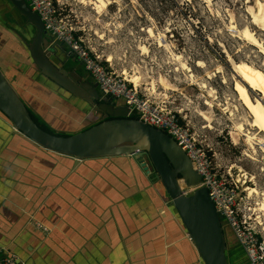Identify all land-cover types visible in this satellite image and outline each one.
<instances>
[{
    "label": "crops",
    "instance_id": "crops-1",
    "mask_svg": "<svg viewBox=\"0 0 264 264\" xmlns=\"http://www.w3.org/2000/svg\"><path fill=\"white\" fill-rule=\"evenodd\" d=\"M59 46L65 58L68 49ZM12 63L0 58L11 83L19 75ZM78 64L83 71L68 63L82 79L92 80ZM33 109L58 133L76 131L91 120L88 108L56 89L35 95ZM153 185L131 156L74 163L72 156L13 132L0 112V244L25 264H202L179 219L160 198L162 187L158 191Z\"/></svg>",
    "mask_w": 264,
    "mask_h": 264
},
{
    "label": "rangeland",
    "instance_id": "rangeland-1",
    "mask_svg": "<svg viewBox=\"0 0 264 264\" xmlns=\"http://www.w3.org/2000/svg\"><path fill=\"white\" fill-rule=\"evenodd\" d=\"M62 1L67 20L105 63L104 57L111 55L108 62L113 70L126 77L138 74L139 82L133 81L137 86L150 95L168 99L197 137L209 143L212 161L228 168L238 179L239 187L244 188L242 194L249 188L257 189V193L248 192L245 205L249 206L250 219L264 231V145L248 140L254 127L248 125L246 110L236 99L233 71L226 58L228 53L236 64L247 60L261 68L257 48L239 35L247 25L264 44V29L251 22L247 9L254 0ZM1 3L6 7L0 13V23L4 14L18 27L15 29L19 34L24 25L27 31L24 18L6 0ZM66 61L83 71L77 60ZM159 76L176 89L162 87L157 82ZM250 93L252 97L258 95L256 91ZM202 111L208 113V121L200 115ZM238 122L243 126L236 127ZM153 189L161 191L159 181ZM160 198L165 199V193ZM224 229L230 243L229 262L247 264L242 249L233 244L232 232L227 226Z\"/></svg>",
    "mask_w": 264,
    "mask_h": 264
},
{
    "label": "water",
    "instance_id": "water-1",
    "mask_svg": "<svg viewBox=\"0 0 264 264\" xmlns=\"http://www.w3.org/2000/svg\"><path fill=\"white\" fill-rule=\"evenodd\" d=\"M8 2L33 28L27 49L38 74L65 97L84 101L98 118L86 127L65 134L46 130L31 117L0 69V112L11 124V130L45 149L72 156L74 163L86 157H133L141 171L150 176L151 183L161 184L166 206L179 219L201 263L228 264L226 231L205 186H195L186 193L182 190L184 186L196 184L200 176L175 140L164 130L129 114L126 105L112 96H101L94 80H84L74 68L61 66L63 60L58 53L62 48L49 43L38 14L25 0ZM52 56L59 58V65ZM142 154L146 155L149 166L142 161Z\"/></svg>",
    "mask_w": 264,
    "mask_h": 264
},
{
    "label": "built area",
    "instance_id": "built-area-1",
    "mask_svg": "<svg viewBox=\"0 0 264 264\" xmlns=\"http://www.w3.org/2000/svg\"><path fill=\"white\" fill-rule=\"evenodd\" d=\"M28 7L35 11L47 34L49 43L64 45L74 54L83 68L96 83L99 94H108L114 100H121L129 114L141 121L158 127L168 133L184 151L192 167L200 176L191 186H184L187 192L198 185H204L215 210L221 216L222 225L227 226L233 237L245 253L247 264H264V231L250 219L248 191L241 192L237 178H233L229 169H223L212 161L209 143L199 139L184 115L171 106L165 98L150 95L125 75L117 73L110 63L102 60L101 54L87 41L66 18V5L62 0H25ZM149 166L145 154L141 156ZM41 229L46 227L35 223ZM0 264H25L24 260L6 245L0 244Z\"/></svg>",
    "mask_w": 264,
    "mask_h": 264
},
{
    "label": "bare ground",
    "instance_id": "bare-ground-1",
    "mask_svg": "<svg viewBox=\"0 0 264 264\" xmlns=\"http://www.w3.org/2000/svg\"><path fill=\"white\" fill-rule=\"evenodd\" d=\"M247 9L250 13L251 22L257 24L261 29H264V0H254L252 6L247 5ZM230 21L232 23L234 22L232 19ZM239 35L246 39L250 44L254 45L261 55L260 68L252 66L247 60V62L242 61L241 63L236 64L231 56L226 53L227 61H229L233 71L231 79L233 80V91L236 94V99L239 100L246 110L247 119L249 118L248 125L254 127L253 130L251 129L252 131H249L250 129L248 130V140L256 144L258 143L259 145L261 144L262 146L264 145V70H262V68H264V44L247 25H244L241 28ZM111 58L112 56L108 55L105 59L110 60ZM122 71L126 72V70ZM128 78L135 83L139 82L138 74H129ZM151 82V84L154 85V82ZM157 82H159L162 87L169 88L172 86L171 84L169 86V82L163 76H159ZM201 85L204 86L203 84ZM172 88L175 87L172 86ZM251 91H256L259 96L256 95L252 97L250 93ZM208 94H210L209 91ZM200 115L208 121L209 115L206 111L200 112ZM237 126L242 127L243 125H241V122H238L236 124V127ZM179 183L181 186L183 185L181 181H179ZM249 190L257 193L256 188H249Z\"/></svg>",
    "mask_w": 264,
    "mask_h": 264
},
{
    "label": "trees",
    "instance_id": "trees-1",
    "mask_svg": "<svg viewBox=\"0 0 264 264\" xmlns=\"http://www.w3.org/2000/svg\"><path fill=\"white\" fill-rule=\"evenodd\" d=\"M6 1L8 2V0H6ZM9 5H10V3H9ZM5 7L6 6H4L3 3L0 4V13L3 12V9H5ZM10 7H12V6L10 5ZM6 9L11 11L8 7ZM15 28H18V27H16V26L14 27V23H12V21H10V17L7 18L3 14L2 15V22L0 23V58L2 56L8 57V59H10V61L13 62L12 64H16L18 66L17 68H19V75H18L16 81H14L12 83L10 82V83L13 85L15 90L18 92V94H19L21 100L23 101V103L25 104L29 114L36 121V123L39 124L44 129L52 132L54 130L47 123L42 121L40 116L37 115V113L34 111L33 104H34L35 95H38V94L42 95L44 90L46 91L48 89H51L52 91H55V89L51 85H49L40 74H38V72H37V70H36V68H35V66H34V64H33L32 60L29 56L28 49H27V42L29 41V36H31V34H32V32H31L33 30L32 26L30 24L26 23L27 31L25 30V25H24L23 26L24 31L23 30H22L23 32L20 31L21 32L20 34ZM29 31H30V33H28ZM20 35L23 37H21ZM19 50H21V51H19ZM68 52H69V54H66L65 58H64V55L61 54V52H59V58H61L63 60V62H65L67 64V67H68V63H69L68 61H66L67 58H70V60H74V61L77 60V58L74 56V54H72L69 50H68ZM51 58L56 63L60 62L58 57L52 56ZM1 70L3 71V69H1ZM24 87H27L31 91L32 94L25 91ZM40 92H42V93H40ZM59 95L63 98L72 100V102L79 103L82 106L84 105V108L87 109V104L84 101L75 100V99L65 97L61 93H59ZM39 105H40V102H39ZM131 115L134 116V114H131ZM89 118L91 120H87V122L84 125H82L81 128L88 126L89 124L93 123L96 120V116H94L92 113L90 114ZM81 128H79V129H81ZM60 134H65V133H60ZM224 226L225 225H223V227ZM227 233L230 234L229 231ZM231 235H232V233H231ZM233 244H236V246L240 247V245L238 244V242L236 240H235V242H233ZM226 253H227V249H226ZM246 262H247V259H246Z\"/></svg>",
    "mask_w": 264,
    "mask_h": 264
},
{
    "label": "flooded vegetation",
    "instance_id": "flooded-vegetation-1",
    "mask_svg": "<svg viewBox=\"0 0 264 264\" xmlns=\"http://www.w3.org/2000/svg\"><path fill=\"white\" fill-rule=\"evenodd\" d=\"M62 48V47H61ZM59 54V53H58ZM58 65H59V63H57ZM61 66H63L64 68H66V69H69V65H68V67H67V64L65 63V62H62L61 64H60ZM87 108H89V105H87ZM96 119H98L97 118V116H96ZM150 176H148V179H149V181L151 180L150 178H149ZM227 258H228V254H227ZM228 264H231L230 262H229V259H228Z\"/></svg>",
    "mask_w": 264,
    "mask_h": 264
}]
</instances>
